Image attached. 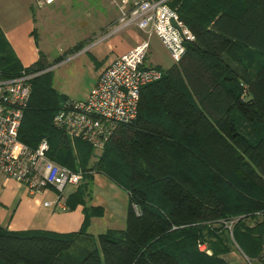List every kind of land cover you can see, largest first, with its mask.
Here are the masks:
<instances>
[{
  "label": "trees",
  "instance_id": "trees-1",
  "mask_svg": "<svg viewBox=\"0 0 264 264\" xmlns=\"http://www.w3.org/2000/svg\"><path fill=\"white\" fill-rule=\"evenodd\" d=\"M165 2L194 39L139 89L135 118L97 155L52 124L67 98L48 70L30 80L17 130L27 147L45 139L48 160L82 172L69 209L88 198L93 173L121 189L123 229L88 236L87 212L75 233L0 228V264H228L233 244L264 264V0ZM47 67L42 55L22 66L0 33L1 77Z\"/></svg>",
  "mask_w": 264,
  "mask_h": 264
},
{
  "label": "crops",
  "instance_id": "crops-1",
  "mask_svg": "<svg viewBox=\"0 0 264 264\" xmlns=\"http://www.w3.org/2000/svg\"><path fill=\"white\" fill-rule=\"evenodd\" d=\"M68 1L0 0V33L22 66L30 65L39 55L43 56L50 74L53 68L62 63L76 62L81 73L84 65L87 66L88 78L81 91H63L62 88L61 91L51 84L56 93L81 100L103 67L115 56L138 43L143 33L134 27H113L118 24V12L114 5V1L118 0H80L83 6L78 8L79 11L83 9L82 14L81 11H74ZM117 31L121 32L120 35L112 39V34ZM74 32H79L80 36L74 38ZM52 40L56 41L53 46ZM42 47H55L58 52L52 57ZM89 56L95 60L96 65L89 62ZM144 64L161 70L171 65L164 67L154 60L149 44ZM73 140H69L71 146ZM90 184L93 192L90 191ZM75 190L74 187H66L63 202ZM88 193V198L70 209L65 203L63 210L54 206L45 207L43 203L54 199L51 189L30 194L21 184L4 179L0 174V228L11 232L39 230L56 234L75 233L87 212L85 233L88 236L95 237L108 230H122L127 207L126 194L104 176L95 173L88 181ZM101 229L102 232L99 231Z\"/></svg>",
  "mask_w": 264,
  "mask_h": 264
},
{
  "label": "built area",
  "instance_id": "built-area-1",
  "mask_svg": "<svg viewBox=\"0 0 264 264\" xmlns=\"http://www.w3.org/2000/svg\"><path fill=\"white\" fill-rule=\"evenodd\" d=\"M115 5L117 28L134 27L143 33V38L103 67L83 99H65L52 117V124L62 129L69 140L87 142L94 153L102 149L117 126L135 118L139 89L161 75L158 68L144 64L148 38L155 36L159 40L172 63L181 58L184 42L194 39L165 0H118ZM46 70H22L10 78L0 76V174L18 182L30 194L51 189L54 199L43 206L63 210L65 188L79 186L82 173L48 160L45 139L33 149L17 139L30 80ZM230 226L229 223V229ZM197 248L208 253L203 245Z\"/></svg>",
  "mask_w": 264,
  "mask_h": 264
},
{
  "label": "rangeland",
  "instance_id": "rangeland-1",
  "mask_svg": "<svg viewBox=\"0 0 264 264\" xmlns=\"http://www.w3.org/2000/svg\"><path fill=\"white\" fill-rule=\"evenodd\" d=\"M68 2H69V4L73 5L74 11L79 12V13L81 11V14H82L83 9L79 11L80 8H78L80 6H83L82 1H80V0H69ZM115 2H117V1H114V5H115ZM115 7H116V5H115ZM117 25L118 24L114 25L113 27H115ZM127 28H131V26L127 27ZM126 30H129V29H126ZM120 33L121 32H118V31L114 32L112 34L111 38L117 39V36L120 35ZM60 34H58V35H60ZM79 34H80L79 32H74L73 33L74 38L79 37L80 36ZM68 42H69V39H68L67 43ZM55 43H56L55 40L51 41L52 46ZM148 44H149V50L151 52V57L154 60H157L161 64V66L166 67L167 65L172 64V61L170 60L166 49L161 45V43L159 42V40L155 36H151L148 38ZM42 50H44V51L47 50L46 54H49L52 57H54L55 54L58 52L55 47H50L49 49H45L44 47H42ZM89 60H90L89 62H91L93 65H96L95 60H93L90 56H89ZM76 64H77L76 62L74 64L72 62L62 63L59 67L53 68L51 70V84L57 86V88H59L61 91H62V89H63V91H81L87 82L88 67L84 65V71L81 73ZM99 152L100 151H97L96 153H99ZM78 171H80V170H78ZM82 182H83V176L81 178L80 184ZM75 188H77V187H75ZM90 191L93 192V188H92L91 184H90ZM224 227L228 231L229 237H230L229 222L227 224H225ZM99 231L102 232V229ZM263 250H264V248H263ZM222 258L228 264H254L253 262H250L249 260H247L240 253V251L236 248V246L234 244L230 247L229 253L227 255L223 256Z\"/></svg>",
  "mask_w": 264,
  "mask_h": 264
}]
</instances>
